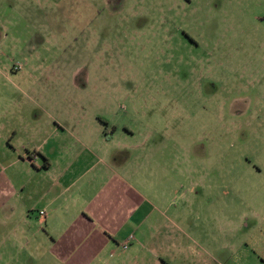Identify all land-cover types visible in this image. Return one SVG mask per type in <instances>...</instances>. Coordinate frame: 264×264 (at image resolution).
Here are the masks:
<instances>
[{
    "label": "rangeland",
    "instance_id": "obj_1",
    "mask_svg": "<svg viewBox=\"0 0 264 264\" xmlns=\"http://www.w3.org/2000/svg\"><path fill=\"white\" fill-rule=\"evenodd\" d=\"M1 134L0 264L48 255L36 217L61 187L33 167L68 138L126 145L135 206L162 192L216 264H257L239 250L264 237V0H0Z\"/></svg>",
    "mask_w": 264,
    "mask_h": 264
},
{
    "label": "crops",
    "instance_id": "obj_2",
    "mask_svg": "<svg viewBox=\"0 0 264 264\" xmlns=\"http://www.w3.org/2000/svg\"><path fill=\"white\" fill-rule=\"evenodd\" d=\"M51 125L55 132L65 131L64 128H57L55 123ZM96 130L100 141L106 144L113 141L118 131L110 133L107 130L105 133L102 129ZM121 134V139H125L124 134L132 136L127 129ZM58 146L59 154L48 156L45 166L33 167L36 172L50 176L53 188L56 185L61 187L56 199H63L55 206L56 200L50 195L39 209L36 230H41L40 227L46 229L42 235L43 244L45 247L48 245L49 250L46 249V257L38 258V255V261L33 260V264H216L214 240H210L209 232L199 242L196 227L178 222V205L165 204L164 201L168 200L162 192L154 191L149 197H141L140 203L135 206L136 196H129L128 193L133 190L129 179L137 173L133 175L135 166L130 161L126 145L117 148V153L122 154L121 161L115 155L101 154L102 150L94 153L86 138H68ZM9 148L14 150L9 145L8 135L1 134L0 155L5 161ZM79 152H88L93 156L82 160ZM34 153L45 157L40 151ZM9 161L11 164L21 162L14 156ZM147 164L144 162L145 167H142L149 172L145 179H150L152 164ZM121 191L123 211L120 207ZM77 199L80 200L79 207L71 204ZM40 211H44L43 217ZM262 226L251 225L249 229L245 223L246 236L250 235L249 232H258ZM60 235L63 238L61 242ZM130 236L132 240L128 248L122 250L121 245ZM229 245V252H232L230 242ZM242 249L239 251L245 258L252 254L257 264H264L263 235L260 234L254 241L244 240Z\"/></svg>",
    "mask_w": 264,
    "mask_h": 264
},
{
    "label": "built area",
    "instance_id": "obj_3",
    "mask_svg": "<svg viewBox=\"0 0 264 264\" xmlns=\"http://www.w3.org/2000/svg\"><path fill=\"white\" fill-rule=\"evenodd\" d=\"M44 215H45L44 211H40V216L43 217ZM131 240H132V236H130L126 241L123 242V244L121 245V249L126 250Z\"/></svg>",
    "mask_w": 264,
    "mask_h": 264
},
{
    "label": "trees",
    "instance_id": "obj_4",
    "mask_svg": "<svg viewBox=\"0 0 264 264\" xmlns=\"http://www.w3.org/2000/svg\"><path fill=\"white\" fill-rule=\"evenodd\" d=\"M35 154H38V153H35ZM44 160H45V162H47V159H44ZM46 164H47V163H46ZM46 164H45V165H46ZM45 165H44V166H45Z\"/></svg>",
    "mask_w": 264,
    "mask_h": 264
}]
</instances>
